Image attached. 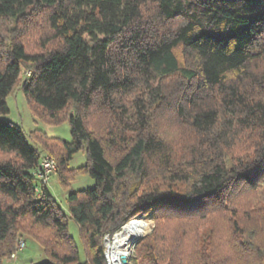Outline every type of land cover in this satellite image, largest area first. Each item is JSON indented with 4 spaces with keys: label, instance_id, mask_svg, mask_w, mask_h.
Returning a JSON list of instances; mask_svg holds the SVG:
<instances>
[{
    "label": "trees",
    "instance_id": "obj_1",
    "mask_svg": "<svg viewBox=\"0 0 264 264\" xmlns=\"http://www.w3.org/2000/svg\"><path fill=\"white\" fill-rule=\"evenodd\" d=\"M38 8L59 44L30 52L10 32ZM0 21V114L22 81L36 116L69 119L72 141L40 135L63 185L95 181L68 193L67 215L37 190L39 151L0 121V264L22 231L41 264H107L104 235L150 211L131 264H264V0H0Z\"/></svg>",
    "mask_w": 264,
    "mask_h": 264
},
{
    "label": "rangeland",
    "instance_id": "obj_2",
    "mask_svg": "<svg viewBox=\"0 0 264 264\" xmlns=\"http://www.w3.org/2000/svg\"><path fill=\"white\" fill-rule=\"evenodd\" d=\"M46 11L44 9L38 8L35 9V18L34 21H30L25 23L29 24V27H25L24 24L18 26L15 30L10 32L15 39L22 40L27 49L30 52H38L42 50H51L56 48L59 42L51 41V31L49 30V26L46 19ZM2 22L0 21V29L2 27ZM4 27H8L9 29H14L15 24L12 22L4 25ZM26 72V71H25ZM29 72L23 73L22 77L28 75ZM22 81L20 85L15 87L13 92L6 98V102L9 107L8 113L0 114V121H9L18 126H20L27 138L28 143L35 147L41 156L49 155L45 148L43 141L41 140L42 135L51 140H61V141H72V133H71V125L68 118H64L55 123H48L44 119L36 116L34 109L31 107L29 100L24 94L21 88ZM103 117H96L94 121L91 122L93 127H103ZM165 127V130H169L170 136L176 137L178 134V129L176 127L171 126L169 123ZM162 129V128H160ZM51 156V155H50ZM54 158V157H53ZM55 159V158H54ZM56 160V159H55ZM88 162L87 151L85 149L76 153L73 158L68 163V168L70 170H76L85 166ZM47 186L50 189V192L54 196L58 205L62 208V210L68 215V201L67 196L71 191L85 190L89 188H93L95 186L94 179L86 172H77L73 179L70 180L69 185L64 186L61 182L59 176L56 173H53L50 177ZM137 218H141L145 221L147 227L143 235H137L129 237L128 247H120V250L124 253H127L129 258V263L131 264L132 260L137 257L136 245L138 241L144 239L153 231L154 226V214L152 211L144 214H138L132 219H130L125 225L121 226L119 230L112 234H105L102 239L103 247L106 251L107 247L111 244L113 245L116 242V234L122 232L124 226H126L130 221H133ZM69 223V235L73 238L75 244L77 245L81 259H86V251L83 242V238L81 235L80 226L68 216ZM25 228L29 231H34L35 233L40 232L37 227H31V221H24ZM21 233L24 236L21 238L25 241V247L19 252L18 258L16 260H11L10 256L6 257L4 260V264H41L47 260V256L45 255L41 244L32 238V234L29 232L22 231ZM119 246V245H118Z\"/></svg>",
    "mask_w": 264,
    "mask_h": 264
},
{
    "label": "built area",
    "instance_id": "obj_3",
    "mask_svg": "<svg viewBox=\"0 0 264 264\" xmlns=\"http://www.w3.org/2000/svg\"><path fill=\"white\" fill-rule=\"evenodd\" d=\"M57 170V162L56 160L50 155L42 156L40 160V164L35 171V176L38 180V187L37 190L40 192L41 195H44L43 186H46L50 180V177L53 173ZM25 247V241L21 239L17 245L16 250L10 255L11 260H16L18 258L19 252ZM111 244L107 247L105 251V260L107 264H130L129 258L127 254H119L115 253V251L111 248ZM125 257L126 261L123 260Z\"/></svg>",
    "mask_w": 264,
    "mask_h": 264
},
{
    "label": "bare ground",
    "instance_id": "obj_4",
    "mask_svg": "<svg viewBox=\"0 0 264 264\" xmlns=\"http://www.w3.org/2000/svg\"><path fill=\"white\" fill-rule=\"evenodd\" d=\"M146 223L145 221H143L141 218H137L133 221H130L126 226H124L122 232H120L119 234H116V242H114L113 245H111L112 249L115 251V253H119V254H127L124 253L120 250V247H128L129 244V237H134L137 235H143V233L146 230ZM147 231V230H146ZM138 237V236H137ZM119 245V246H118Z\"/></svg>",
    "mask_w": 264,
    "mask_h": 264
},
{
    "label": "water",
    "instance_id": "obj_5",
    "mask_svg": "<svg viewBox=\"0 0 264 264\" xmlns=\"http://www.w3.org/2000/svg\"><path fill=\"white\" fill-rule=\"evenodd\" d=\"M123 260L126 261L125 257H123Z\"/></svg>",
    "mask_w": 264,
    "mask_h": 264
}]
</instances>
